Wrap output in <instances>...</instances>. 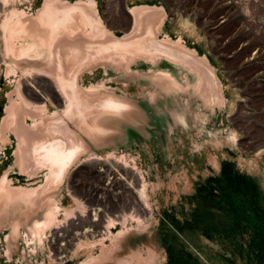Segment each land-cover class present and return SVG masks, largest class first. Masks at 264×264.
Segmentation results:
<instances>
[{
  "label": "rangeland",
  "instance_id": "1",
  "mask_svg": "<svg viewBox=\"0 0 264 264\" xmlns=\"http://www.w3.org/2000/svg\"><path fill=\"white\" fill-rule=\"evenodd\" d=\"M50 1L14 4L36 14ZM87 1L118 38L127 33L134 6L160 10L165 18L157 36L182 40L204 56L223 98L202 83L197 68L163 52L131 53L117 68L95 62L84 70V83L126 82L128 102L103 113L93 129L85 121L81 133L89 149L58 166L46 185V168L32 167L29 177L16 161L14 135L2 126L9 100L21 94L27 65L19 62L7 72L0 63V264H264V0ZM64 55L72 63L76 58ZM138 78L161 94L151 99L138 92ZM158 100L164 103L151 112L147 103ZM116 163L133 167L140 179L126 176L111 186L101 172L108 166L124 177ZM143 185L148 207L142 214L136 207ZM36 198L59 209L52 224ZM82 208L91 220L102 209L112 221L108 233L62 250L67 215ZM62 224L55 244L52 229Z\"/></svg>",
  "mask_w": 264,
  "mask_h": 264
},
{
  "label": "bare ground",
  "instance_id": "2",
  "mask_svg": "<svg viewBox=\"0 0 264 264\" xmlns=\"http://www.w3.org/2000/svg\"><path fill=\"white\" fill-rule=\"evenodd\" d=\"M15 1L0 0V18L3 17L0 20V63H4L5 67L3 68L9 72L19 62H24L27 67L21 70L24 69L28 74L23 75L25 80L19 81L21 82V94L17 95L15 92L17 97L9 100L2 119V126L8 127L14 135L16 161L19 165H25V171L29 177L33 176L32 167L38 165L46 168L47 175L44 177L46 185L52 183L58 176V166H65L75 159L80 151L89 149L81 133L85 127V121L87 120L88 125L92 128L107 110L115 109L128 102L127 97L131 92L130 85L126 82L122 83L121 87L119 85V87L103 85L102 83L98 86L93 83H84V70L95 62L102 61L104 64L117 68L120 59L131 60L129 59L131 53L139 52L144 55L150 51L163 52L181 60L189 69L197 68L202 83L210 91L217 92L220 96L219 100L223 98L221 87L213 73L214 69L211 68L204 56L197 55L195 50L183 44L182 40L174 41L166 34L162 38L157 36L159 33H163L162 26L165 17L156 8L145 5L134 6L131 30L129 29V32L123 34L122 38H118L113 31L104 26L101 20L95 17L93 5L87 0H75L74 2L53 0L46 5L45 10L36 14H28L19 10L14 4ZM65 53H72L76 57L73 63L71 58L65 57ZM84 59L88 60L87 64ZM125 69L127 70L126 77L133 73L129 63L125 65ZM103 71L107 74L108 68L104 67ZM164 78L171 79V75L165 74ZM138 82V89L140 88L138 92L144 96L148 95L152 99L155 93L161 94L159 89H156L152 94L149 84L140 83L139 78ZM151 102L147 103L151 112H155L164 103L162 100ZM261 152L262 150L257 154L260 155ZM106 161L108 164L109 161ZM116 166L122 168L124 177L113 174V170L108 166L104 168V171L100 169L103 171L101 173L109 177L111 186L115 182L120 183L119 180L126 176H135L134 180L137 181L140 179L133 167H128L123 163L121 166L120 163H116ZM145 189L143 185L138 190L137 197L141 205L137 206L136 210L142 214L148 207L143 203L146 200ZM92 200L100 203L99 199L93 198ZM37 202L38 206L44 207V220L46 222L53 221L57 216L56 210L59 209L55 210V205L41 201V199H37ZM34 203L36 204V202ZM85 208L88 209V207ZM102 211V209H96L92 213L96 217L92 220L89 214L83 211V208L76 213L72 212L74 214L71 216L67 215L69 221L66 225L68 227L61 234L62 239L65 240L64 247L61 246L62 250H68L67 248L73 246H76L77 250L83 245H88L87 237L89 236L92 239L99 236L100 240L106 237L108 232H105V229L110 226L112 221L107 219L108 217L105 215L106 218ZM114 220L116 221V219ZM120 221L122 220L120 219ZM48 225L46 224V226ZM63 225H54L55 227L52 229V238H54L55 244L60 236L57 233ZM36 228L38 229V227Z\"/></svg>",
  "mask_w": 264,
  "mask_h": 264
},
{
  "label": "crops",
  "instance_id": "3",
  "mask_svg": "<svg viewBox=\"0 0 264 264\" xmlns=\"http://www.w3.org/2000/svg\"><path fill=\"white\" fill-rule=\"evenodd\" d=\"M132 16H133V15H132ZM132 16H131V17H132ZM132 18H133V17H132ZM132 24H133V19H131V22H130V24H129V29H130V30H131V27H132V26H130V25H132ZM129 29H128V32H129ZM125 34H126V33H125Z\"/></svg>",
  "mask_w": 264,
  "mask_h": 264
}]
</instances>
